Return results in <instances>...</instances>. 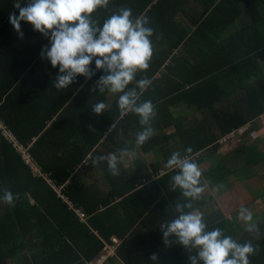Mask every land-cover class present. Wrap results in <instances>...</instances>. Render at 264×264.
Wrapping results in <instances>:
<instances>
[{
  "label": "trees",
  "instance_id": "16d2710c",
  "mask_svg": "<svg viewBox=\"0 0 264 264\" xmlns=\"http://www.w3.org/2000/svg\"><path fill=\"white\" fill-rule=\"evenodd\" d=\"M16 2L0 0V190L14 194L13 205L0 201V264H91L113 237L120 243L105 264H190L188 257L196 250L172 237L164 244L159 227L178 214L177 203L189 202L169 186L178 169L169 168L167 160L176 151L201 172L203 191L191 203L203 213L207 230L220 228L240 243L250 242L249 264H264V207L252 213L253 199L245 205L251 221L238 219L239 211L230 219L211 192L231 175L243 179L251 165L264 159L253 147L217 155L226 143L220 144V138L264 112V22L259 24L264 0H108L94 10L98 25L128 8L132 18H147L153 29L148 68L138 70L127 86L135 87L141 78L150 81L138 100H150L155 113L152 135L142 145L135 144L143 127L138 115H121L119 93L95 87L106 73L95 69L94 60L91 78L78 75L67 88L53 87L57 68L40 54L48 38L27 22H21L23 38L17 35L8 19L18 14ZM243 15L249 22L237 37L219 45L215 36ZM189 45L202 50L196 63L172 59L182 47L194 51ZM99 100L106 107L97 115L91 105ZM178 110L179 116L174 114ZM105 149L118 157V176L109 173L106 161L93 163ZM131 153L137 158L126 168L119 156ZM92 164L108 179L106 192L97 180L90 186L79 180ZM161 169L165 173L158 174ZM65 198L82 208L86 222ZM249 224L252 231H247ZM153 254L156 260H150Z\"/></svg>",
  "mask_w": 264,
  "mask_h": 264
},
{
  "label": "clouds",
  "instance_id": "9594fccd",
  "mask_svg": "<svg viewBox=\"0 0 264 264\" xmlns=\"http://www.w3.org/2000/svg\"><path fill=\"white\" fill-rule=\"evenodd\" d=\"M107 3L108 0H26L21 6L17 0L15 7L19 9L18 14H12L8 19L20 38H23L21 22L30 23L34 31L48 38L49 43L40 54L53 68H57L53 84L56 89L69 87L78 75L91 78L94 72L89 66L94 60L95 69L106 73L98 78L95 87L100 92L119 93L117 107L121 115L128 111L138 115L139 124L143 127L136 134L135 144L142 145L152 135L150 121L155 113L150 100H138L150 81L141 78L136 81L135 87L127 86L138 70L148 68L153 29L147 26V18H132L128 8L120 9L98 25L91 14L98 6H106ZM105 107V101L99 100L91 105V111L99 115ZM121 152L128 153V150L122 149ZM185 152H191V148L185 149ZM100 160L106 161L112 176L119 175L115 153L96 157L93 163ZM167 166L178 169L170 177V188H178L189 202L183 205L177 203L178 214L159 225L163 243L168 244L172 237L184 248L195 249V254L188 257L190 264H249L248 257L254 252L252 244L240 243L224 235L220 228L207 230L203 213L193 208L191 201L203 191L197 164L176 151L167 160ZM0 201L11 206L14 194L8 189L0 190ZM237 218L249 222L252 214L241 207ZM253 227L249 224L247 231H252ZM150 260H156V255L153 254Z\"/></svg>",
  "mask_w": 264,
  "mask_h": 264
},
{
  "label": "crops",
  "instance_id": "0c3cea01",
  "mask_svg": "<svg viewBox=\"0 0 264 264\" xmlns=\"http://www.w3.org/2000/svg\"><path fill=\"white\" fill-rule=\"evenodd\" d=\"M21 2H23V0H19V3H21ZM262 5H263V3H262ZM259 14H260L259 15V22H260L259 24L261 26V24L264 22V12L262 10H260ZM248 22H249V19H248L247 15L246 16L243 15L238 20H235L233 26H230L228 31L222 32L221 34H217L218 36H215L217 43L222 46L223 45L222 42H224V41L229 42L230 39L232 40L233 38L237 37V34L241 30V27L246 25ZM188 47H189L188 49H191V47L193 50L195 49V47H193V45H189ZM200 47H201V45H200ZM201 55H202L201 49L200 50L196 49L194 51L189 52L185 47H182L180 50L173 53L172 59L185 58V59H188L191 63H196L194 58L200 57ZM171 64H173V63L171 62ZM260 68L262 69V72L264 73V64L263 63H260ZM161 71H165V69H161ZM176 113H174V114L179 116L182 114V111L178 110V111H176ZM240 131L245 132L244 133L245 136L244 135L243 136L246 138V139H244V141H246V142L245 143L242 142L239 146H232L231 150H229L228 153H230V151H236L240 147L246 148V149H250L251 147H253L257 150V152L259 154H261L264 157V112L262 114H260L258 117H256L255 120L250 121L248 124H246L244 126V128H242ZM248 136H250V137H248ZM228 142L229 141H227L226 143H228ZM102 152H103V155L109 154L107 149L103 150ZM128 156L129 157L122 156V155L119 156V158H121V160H122L123 166L126 168L130 167L133 164V162L135 161V158H137L135 153H131ZM147 163H148L147 168H149L151 170L152 167L150 164L149 157H148ZM92 167H93V164L90 168H88L87 170L78 174L79 180L82 181L83 183L89 185V186L93 182H96V180H97V183H98L99 187L101 188V190L106 192L108 189L111 188L109 185L108 179L105 177V175H103V174L98 175V173L95 172V169L98 170L99 168L95 167L93 170ZM38 173L40 175H42V172L40 170H38ZM236 177H238V179ZM232 178H235L236 180L234 181V179H232ZM230 181L239 182L241 186H239V187L238 186L237 187L232 186L231 187L229 185ZM145 182H147V181H145ZM61 187H62V185L58 189H60ZM218 188L219 189H223V188H229L230 189V191H229L230 192V197H229L230 203H231V200H233L235 197H239V195H240L239 193H242V197H247L245 195L247 193H251L250 196L254 197V201H260L259 205L254 206V204H253V206L250 207L252 210V213L257 214L259 212V208L264 207V159L259 164L251 165V167L249 168V171L247 172L246 176L243 179H241L237 175H231L226 180V182L223 183L221 186H218ZM253 188L255 189V191L253 190ZM219 192H220V190H219ZM67 201H68V205L70 207V210H72L77 215L78 219L82 222H86V220L88 219V215L85 212H83L82 208L74 207V205L72 204V202L70 200H67ZM243 207L246 208L245 205ZM240 208H241L240 206L233 208V210H231L232 216H233V214L238 212ZM75 210L79 211L81 216H79L75 212ZM107 245H112V243L106 244V246ZM115 252H116V249H115ZM104 253H106V247H105L104 252L101 255H103ZM114 255L116 256V253ZM114 255H111V256H114ZM109 260L110 259H108L107 261H109Z\"/></svg>",
  "mask_w": 264,
  "mask_h": 264
},
{
  "label": "rangeland",
  "instance_id": "374dc122",
  "mask_svg": "<svg viewBox=\"0 0 264 264\" xmlns=\"http://www.w3.org/2000/svg\"><path fill=\"white\" fill-rule=\"evenodd\" d=\"M177 114V113H176ZM244 131H238V132H235V134L231 135L229 137V142L226 144L225 142H223L224 140H222L220 138L219 142L220 144L222 143H225L224 145H222V148L219 149L218 154H221L222 156L227 154L229 152V150H231V147L232 146H239L242 142H246L244 141V139H246L244 136ZM244 135V136H243ZM250 137V136H248ZM208 166V165H207ZM205 168V166H204ZM203 168V169H204ZM238 179V177H236ZM234 179V181L236 180L235 178H232ZM232 182L230 181L229 185L232 187H239L241 186L239 182ZM256 187V186H255ZM218 188V187H217ZM217 188H214L211 192L213 193V195H215V199L216 201L219 203V206L221 207V210L222 212L224 213V215H226V217L228 218H232V211L233 208H236L238 206L240 207H243L244 205H246L248 202H251L254 197L250 196L251 193H247L245 196L247 197H242V193H239V197H235L233 200H231V203L229 202V197H230V189L229 188H223V189H217ZM220 190V192H219ZM253 190L255 191V189L253 188ZM256 203L257 205L260 203V201H254L252 203V205ZM236 205V206H235Z\"/></svg>",
  "mask_w": 264,
  "mask_h": 264
},
{
  "label": "built area",
  "instance_id": "2783aa9c",
  "mask_svg": "<svg viewBox=\"0 0 264 264\" xmlns=\"http://www.w3.org/2000/svg\"><path fill=\"white\" fill-rule=\"evenodd\" d=\"M4 133H5V135L8 134V135L10 136L11 139H14L13 136H12L10 133H8L7 131H5ZM232 134L234 135L235 132H231L230 134H228V135L222 137L221 139L224 140L223 142H227V141H229V137H230ZM6 136H7V135H6ZM9 136H8V137H9ZM20 150L23 151V153H24V157L27 159V161L31 163L32 160H31L30 155H29V154H26V151L23 150L22 147H20ZM163 173H165V170L161 169V170L159 171L158 174H163ZM65 200H66V198H65ZM75 212H76L79 216H81V214H80L79 211L75 210ZM119 243H120V240L117 239L116 237H113V238H112V245H107V246H106V253H104L103 255H101L98 259H96V260H95L94 262H92L91 264H105L106 261L108 260V258H110L111 255H114V254H115V249H116V247L119 245Z\"/></svg>",
  "mask_w": 264,
  "mask_h": 264
},
{
  "label": "bare ground",
  "instance_id": "6f19581e",
  "mask_svg": "<svg viewBox=\"0 0 264 264\" xmlns=\"http://www.w3.org/2000/svg\"><path fill=\"white\" fill-rule=\"evenodd\" d=\"M33 157V156H32ZM33 159V158H32ZM35 167V166H34Z\"/></svg>",
  "mask_w": 264,
  "mask_h": 264
}]
</instances>
